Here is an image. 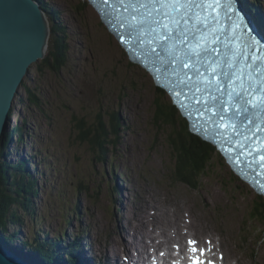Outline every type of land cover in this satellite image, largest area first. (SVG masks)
Returning a JSON list of instances; mask_svg holds the SVG:
<instances>
[{
    "label": "rangeland",
    "instance_id": "1",
    "mask_svg": "<svg viewBox=\"0 0 264 264\" xmlns=\"http://www.w3.org/2000/svg\"><path fill=\"white\" fill-rule=\"evenodd\" d=\"M258 1V7H264V0ZM43 2L59 11L57 20L64 26L68 52L58 73L42 63L29 67L5 129L21 127L23 139L18 140L16 133L11 136L6 158L11 165L20 160L26 161L25 167L32 165L28 175L36 180L38 189L31 198L34 210L20 204L15 210L23 214L22 235L32 238L42 228L48 233L39 234L41 238L63 234L68 242L75 235L84 236L83 231L91 227L83 242L88 241V249L94 252L88 253L101 259L99 251L111 253L105 245L112 244L114 233L120 238V244L113 245L116 251L123 241L139 247L143 241L158 242L162 235V241L169 244L167 233L173 234V227L181 225L187 228L185 241L190 233L204 243L212 239L217 258L228 264H264V239L258 241L264 226L249 218L255 211L257 193L236 174L240 181L232 184L229 165L218 157L207 176L202 175L198 189L175 181L164 131L152 117L156 94L150 74L127 61L125 50L88 0ZM166 97L170 100L167 92ZM110 110L119 111L123 126L113 153L114 169L105 175L101 163L76 138L72 115L92 123L98 112ZM75 211L81 213L79 220ZM82 223L84 230L79 229ZM8 228L20 230L13 224ZM54 243L47 249L54 248L53 252L63 256L64 249ZM97 262L100 260L93 261ZM68 263L74 264V260L70 258Z\"/></svg>",
    "mask_w": 264,
    "mask_h": 264
},
{
    "label": "snow or ice",
    "instance_id": "2",
    "mask_svg": "<svg viewBox=\"0 0 264 264\" xmlns=\"http://www.w3.org/2000/svg\"><path fill=\"white\" fill-rule=\"evenodd\" d=\"M104 3L108 4V0H104ZM120 4L123 5L124 0H120ZM113 10L115 11V8ZM124 12L128 15L120 19V27H127L130 35L128 37L121 35L122 43L128 45L138 43L141 48L148 45L149 52L155 53L161 63H164V59L162 54L157 52V46L162 48L164 53L172 55L175 45H183V53L175 51V57L168 63L176 66L171 75L176 77L177 83L190 82L192 80L190 71H194L202 81L203 89L195 88L197 94L201 92L204 94L205 108L203 112L198 111V115L203 116L205 112L216 115L206 101L209 98L217 99L211 92L213 89L224 94L225 83L221 81V76L226 78L228 88V100L222 101L225 112L230 110L229 104L237 109V115L240 114V108L248 111L249 106L264 107V43L253 34L254 29L250 30L249 24L237 7V0H136L135 3L125 6ZM221 12L231 22L232 33L231 53L223 62V67L221 62L212 59L219 56V48L215 45L219 43L217 33L220 30ZM146 20L151 21L148 30L143 27ZM213 24L216 26L213 27ZM238 34L246 37L243 44L237 39ZM253 49L255 51H252ZM154 71L159 72V69ZM192 99L201 103L198 96H193ZM224 121L225 117L220 115L214 127L223 128L225 132L229 128L235 129V124ZM210 122L211 118L205 125ZM193 130H196L195 126ZM256 131H264V128L257 126ZM260 149H264V141H261L256 151L259 152ZM249 166L251 167V163ZM259 169L257 175L264 177V154L259 155ZM257 183L264 189V181ZM187 243L190 253L188 264H214L213 260L203 258L206 250L197 248L194 239L188 240ZM173 264H178V261H174Z\"/></svg>",
    "mask_w": 264,
    "mask_h": 264
},
{
    "label": "water",
    "instance_id": "3",
    "mask_svg": "<svg viewBox=\"0 0 264 264\" xmlns=\"http://www.w3.org/2000/svg\"><path fill=\"white\" fill-rule=\"evenodd\" d=\"M135 2L136 0H124V4L121 5L120 0H108V4H105L104 0L89 1V3H91L98 11L101 20L104 22V24H106L108 30L112 33L114 32L113 34L125 50L128 62H132L128 57L130 56L129 52L131 51L135 53V56H150V58L153 60V55L151 52H149L148 45H145L143 48H141L138 43H133L131 45L125 43L122 44L120 40L121 35L125 37L130 35L127 27H120V19L128 15V13L124 12V7ZM237 7L241 14L245 17L246 22L249 24L250 30L254 29L253 34L261 41V43H263L260 36L256 33L254 26L251 24L248 15H245L241 11L238 4ZM114 8L115 11L113 10ZM129 11H131V9H129ZM112 16H114V20L111 19ZM210 23H212L211 18ZM230 23L231 22L225 17L224 13L221 12L219 17L220 30L217 33L219 35V43L216 44L215 47L219 48V56H224L222 57L223 61H226L231 53L230 41L232 40V33L230 31ZM150 24L151 21L146 20L145 24L143 25L145 30L149 29ZM212 26L215 27L216 25L213 24ZM113 27L116 28L114 29ZM48 39V20L45 12H43L41 6L36 0H0V139L8 125V121L10 120L12 105L23 78L28 74L29 67L31 65L44 58L48 45ZM237 39L241 44H243L246 40V37L238 34ZM175 46H179L181 51H184L183 45L177 44ZM127 48H130V50L128 49L129 52L126 50ZM175 51L172 55L164 53L162 56L175 57ZM252 51L255 50L253 49ZM157 52H162L159 46H157ZM155 60V62L159 65L153 64V66L149 68H142H144L152 77V85L160 86L154 79L155 76L161 77L168 84H170V87H160L165 89L170 97V101L172 104H175L182 116H184L181 113L182 108L178 104L181 100H185L184 102L186 106L194 108L191 115L196 118V121L192 120L188 123L190 131L212 145H214V143L210 141V139H213L217 144L220 143L221 149L216 147L215 149H217L222 155L224 154L226 157L230 158V154H228L227 151L231 152L233 155H236L238 158L235 160V165L229 167V169L233 171L234 174L239 177V179L246 181L247 184L248 182L254 183L255 180L260 181V178L253 173L252 167L249 165H242L243 163L241 162V156L239 154V151L243 149H249L250 151L251 149H254L256 151V149H259L261 141H264V131H256L257 126L263 128L260 120L256 118L257 115L255 114V109L257 108H251L249 106L248 111H252V114L256 118L258 125L249 123V120L244 118L245 115H240L243 108L239 109V115H237V109H235V112L232 111V117L239 119L238 124L235 125V129L233 130L237 133V139L232 140L230 143L228 140L230 133H228L226 139L223 140L222 136L228 131L225 132V130L220 127H214V130L213 127H211L208 123L205 125V122H207L209 118H211L213 125L219 120V116L223 114L221 111V108H223L222 102H218L210 98L207 99L206 103L208 107L212 108L216 115H206L207 112H205L203 116L198 115V111L203 112L205 108L203 92L198 94L195 92L196 87H201L202 89L204 87L202 81H200V78L196 77V73H192V71H190L189 73L193 75H191L192 80L190 82L186 81L185 84H179L176 81V77L171 75L173 69L176 66L168 63V61L161 63L160 59L155 58ZM154 69H159V72L154 71ZM220 79L225 83V88L223 90L224 94L222 95L220 92H216L214 89L212 90L214 91L212 94L215 96H223L224 102H227L228 88L226 84V78L221 76ZM245 84H247V81H245ZM193 96H198L201 100V103H197L195 99H192ZM185 97H188V99H185ZM229 106L232 108L231 104H229ZM194 126L196 128L195 131L193 130ZM245 141H247V143H244ZM256 154L257 156L252 157L250 162L255 160L254 165L259 168V155L264 154V152L260 149L259 152L256 151ZM224 160L226 162L225 157ZM239 166L244 170H250L252 172V177L249 179L243 177L240 174ZM248 187L252 193H257L254 190L255 188L261 189L258 183L251 186L248 185ZM7 252L8 251L6 247H2L0 245V264L33 263V260L27 262L23 259H20V257H17V255L11 253L7 254Z\"/></svg>",
    "mask_w": 264,
    "mask_h": 264
},
{
    "label": "trees",
    "instance_id": "4",
    "mask_svg": "<svg viewBox=\"0 0 264 264\" xmlns=\"http://www.w3.org/2000/svg\"><path fill=\"white\" fill-rule=\"evenodd\" d=\"M38 1H40V3L43 4L42 7L46 9V14L51 18L52 25L46 54L44 58L41 59V62L39 61L38 63H42L48 69L58 73L61 71V68H63L67 60L66 54L68 52V43L66 41L65 29L60 21L57 20V18L59 19L58 10L56 12V10L53 9L55 10L53 12V10H51L52 8L46 3H42V0ZM256 3L253 1L251 4V8L254 10H258L260 7V5L258 7V4L260 3L258 0ZM246 5L249 8L250 4L246 3ZM50 11L53 13L51 14ZM257 18L260 22L264 21V18ZM29 93L30 96L36 100L34 94L31 91ZM155 94L156 99L153 104L154 111L152 117L160 131H164L167 145L171 151L174 163L172 178L191 189H198L201 184L202 175L207 176L215 158L218 157L223 163H225V161L222 156L216 152L214 145L204 141L200 136L190 131L185 117L180 114L177 107L172 104L170 100H167L164 89L155 85ZM72 119L74 127L77 129L76 138L81 143L86 144L92 152L94 160L101 163L103 174L106 175L108 171L111 172V168L114 169V165H112L114 149L119 145L118 140L123 126V119L119 111L110 110L105 113L98 112L95 118L96 122L92 123H88L85 118H80L76 115H72ZM17 131L19 133H17ZM21 131L20 126H17L16 128L14 127V130L7 129L3 132L0 139L1 242L13 240L14 235L17 233L15 230L10 233L8 228L9 224L17 225L20 229L21 226H23V217L21 216L23 214L15 211L19 209V204L24 209L34 210V204L31 201V198L38 193L36 180L28 175L31 174V168L29 170L28 167H25L26 161L20 160L11 165L6 158L8 151L5 150V147H8L11 143V136L16 133L17 139L22 140L23 138L20 135ZM230 176L233 178L232 184L236 185V183H238L237 181L241 180H239L232 171ZM30 213L33 214V212ZM249 218L261 222L264 226V198L258 194H256L255 211L250 214ZM27 239L28 241L30 240L33 247L39 251L44 264H57L54 260L56 252L48 250L47 246H51L50 243L55 246L54 242H59V244H61V236H56L51 239H43L38 236H33L32 238L27 237ZM263 239L264 234L258 241L260 242ZM67 257L71 258L70 254H68ZM58 264H64L62 259Z\"/></svg>",
    "mask_w": 264,
    "mask_h": 264
},
{
    "label": "bare ground",
    "instance_id": "5",
    "mask_svg": "<svg viewBox=\"0 0 264 264\" xmlns=\"http://www.w3.org/2000/svg\"><path fill=\"white\" fill-rule=\"evenodd\" d=\"M38 2V1H37ZM255 2H257V0H255ZM39 3V2H38ZM43 3V0H42ZM246 3H249V8L247 7ZM253 3L252 0H237V4L239 6V8L241 9V11L245 14L248 15L249 20L251 22V24L254 26L255 30L258 29V35L260 36V38L262 40H264V34L263 31L259 30L258 27L259 24L256 23V21H254L253 19H257V17L259 18H264V7L263 5H260L259 9L255 11V13H253L254 9L251 8V4ZM91 4V3H90ZM40 5V4H39ZM43 5V4H42ZM42 8V7H41ZM56 8V7H55ZM43 12H45L46 14V9H43ZM53 10V9H52ZM56 10V9H55ZM53 10V11H55ZM57 11V10H56ZM59 12V11H58ZM98 12V11H97ZM252 12V13H251ZM258 14V15H255ZM46 14L47 20H48V25L51 26V18L49 17V15ZM99 15V13H98ZM51 16V14H50ZM53 16V15H52ZM49 17V19H48ZM100 17V15H99ZM58 19V18H57ZM101 19V17H100ZM60 21V20H58ZM101 22H103L101 20ZM258 22V21H257ZM104 23V22H103ZM264 25V22H262ZM63 25V24H62ZM106 25V24H105ZM258 27H257V26ZM261 28V27H260ZM111 32V31H110ZM112 33V32H111ZM50 28H49V37H50ZM113 34V33H112ZM114 35V34H113ZM115 37V35H114ZM116 38V37H115ZM118 40V39H117ZM158 86V85H157ZM164 89V88H163ZM165 90V89H164ZM175 105V104H174ZM13 106V105H12ZM184 117V116H183ZM19 133V132H17ZM215 146V145H214ZM218 151V150H217ZM222 155V154H221ZM223 156V155H222ZM224 158V157H223ZM29 161V159H27ZM227 163V162H226ZM228 164V163H227ZM30 167V164L29 166ZM27 168V167H26ZM31 170L33 169L32 165H31ZM21 174V173H20ZM116 177V176H115ZM115 180V179H114ZM117 180V179H116ZM246 182V181H245ZM247 183V182H246ZM116 184V181H115ZM113 191V187L111 188ZM115 191L116 190V185H115ZM114 191V192H115ZM264 198V197H263ZM118 199V198H117ZM119 200V199H118ZM79 209V208H78ZM75 217L79 218L81 217V213L76 212L75 211ZM73 214V212H72ZM35 217V216H34ZM153 217V216H152ZM184 215H182L180 217L183 218ZM37 219V218H36ZM70 220V219H69ZM182 220H180L181 222ZM66 222V221H65ZM71 222V221H70ZM82 222V221H81ZM80 222V223H81ZM160 224L165 225V223L161 222L159 220ZM40 223V222H39ZM67 223V222H66ZM44 224V223H43ZM37 225V224H36ZM81 227L79 229H86L85 225H83V223L80 225ZM18 227V226H17ZM164 228V227H163ZM20 229V227H19ZM40 229V228H39ZM42 229V228H41ZM39 230V232L37 234H35V236H39V234H46L48 233V231H45L44 229ZM15 232L17 231L16 235L17 238L20 241H24V246H21L20 244L15 245L14 243L10 244L9 248L7 249V254L11 253V254H15L17 255V257H22L23 260L25 261H31L33 260L32 264H44V261H42V257L39 254V251L36 250L33 245L31 244V241L22 235V230L20 229L19 231L14 229ZM50 230V229H49ZM30 231V230H29ZM90 231H92V228L89 227L86 230H84V236L82 235H75V237L73 239L70 240V242H66V239L63 238L62 239V243L63 245L60 244V247H63V252L64 255L62 256V260L65 257V255L68 254H72V256L74 257L73 260L75 262V264H77L76 261L80 262L81 264H94L93 261H97L100 260V262L98 264H152V259L153 258H157L156 260L158 261L157 264H171V259L173 258V252L176 250L175 246L173 245V243L177 244L178 250L181 251L182 253H184L186 251V247H187V238L191 237L192 239H194L197 243L199 244H203L204 246V241L200 238H198L197 236H195V234L190 233L189 237L186 238V241L184 240L185 238V232L187 231V228L185 226H181V225H176L175 227H173L172 231L174 232L173 234H169L167 233L166 235V239L168 240L169 244L167 242H163V235L160 236V238L158 239V242L154 243V240H152V244H149L145 241L141 242V244L139 243L138 246H134L132 243H128V245H126V241H123V243H121V246L117 245L116 251H118V253L115 251V249L113 248V245L115 244H120V238L119 235L117 233H114L111 238V243L112 244H106L105 247L110 248L111 253H109V250L106 251V253L104 252H100L99 251V258H96V255L94 254H90L88 253V251H92L89 250L88 247V241L86 243L83 242V239L85 237V235H87L88 233H90ZM83 232H81V234H83ZM11 233V232H10ZM27 235V234H26ZM63 235V234H62ZM148 235V234H146ZM81 236V237H80ZM87 237V236H86ZM96 237V235H95ZM41 238V237H40ZM88 238V237H87ZM34 241V240H33ZM65 241V244H64ZM212 241V239L210 240V242ZM28 242V243H27ZM101 243V242H99ZM130 244V246H129ZM208 244V243H207ZM210 244V243H209ZM122 245H124V247H122ZM211 249L210 252L215 251L216 252V246L213 244H210ZM133 248V251L131 250V248ZM54 248H52L53 251ZM79 250V251H78ZM60 251V250H59ZM72 252V253H71ZM80 252V253H79ZM93 252V251H92ZM161 252H163V254H161ZM61 253V252H60ZM94 253V252H93ZM46 254H50V253H46ZM112 254H115V257L112 256ZM92 255V256H91ZM216 255V254H215ZM113 257L112 259L109 257ZM124 257V258H123ZM109 258V259H107ZM70 259V257L68 258ZM55 262H58V258L55 256L54 257ZM38 261V262H37ZM59 263V262H58ZM230 263V262H229ZM31 264V263H30ZM48 264V263H47ZM222 264H224V260L222 262ZM232 264V263H231Z\"/></svg>",
    "mask_w": 264,
    "mask_h": 264
}]
</instances>
